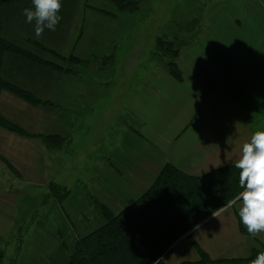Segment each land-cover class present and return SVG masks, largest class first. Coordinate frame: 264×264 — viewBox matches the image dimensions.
<instances>
[{
  "label": "rangeland",
  "instance_id": "obj_1",
  "mask_svg": "<svg viewBox=\"0 0 264 264\" xmlns=\"http://www.w3.org/2000/svg\"><path fill=\"white\" fill-rule=\"evenodd\" d=\"M22 1L0 5L1 36L48 64L7 52L0 68L9 88L27 93L0 92V114L25 132L10 131L17 135L16 149L13 142L5 149L15 159L0 153V170L12 183L3 184L10 185L12 197L1 199L12 204L11 226L17 223L11 230L0 225L9 238L0 244V264H65L74 241L101 224L102 204L118 212L144 192L147 181L139 188L138 177L129 175L136 165L112 160L123 153L129 163V142L137 139L132 128L149 127L155 118L157 102L143 125L131 113L141 88L161 74L182 80L177 59L174 69L168 65L172 50L180 52L205 37L198 44L205 46L201 59L230 68L231 82L241 77L257 90V98L264 97V0H139L124 11L115 0H72L67 5L68 0L55 31L46 28L39 38L33 35L35 21L28 23L23 15ZM222 1L225 5L215 4ZM96 12L104 17L97 18ZM125 29L129 31L121 37ZM159 37L169 43L156 46ZM24 60L41 67L29 70ZM4 206L3 211L10 210ZM234 212L204 219L158 260L250 264L264 244L251 236L240 243Z\"/></svg>",
  "mask_w": 264,
  "mask_h": 264
},
{
  "label": "crops",
  "instance_id": "obj_2",
  "mask_svg": "<svg viewBox=\"0 0 264 264\" xmlns=\"http://www.w3.org/2000/svg\"><path fill=\"white\" fill-rule=\"evenodd\" d=\"M66 2L68 0H61L62 6ZM70 2L67 5L73 3L72 0ZM19 3H23L24 8L34 9L32 0ZM224 3V1L215 2L219 5H225ZM64 11L69 10L66 7ZM96 16L104 17V14L96 12ZM128 31L129 29H125L120 36H125ZM33 35L36 36L35 32ZM207 40V42L211 41ZM201 41L204 42L205 37L181 48L179 52L177 62L182 71V80L177 81L162 74L154 76L147 86L144 85L141 88L140 100L131 106V113L143 125V119L145 116L148 117V112L152 113L150 109L157 102L153 106L155 118L149 127L142 126L143 129L140 130L132 128L137 139L129 142L131 148L128 154L131 161L129 163L124 161L122 153L120 156H115L112 162L123 166L136 165L135 170L128 169L129 175L132 178L138 177L139 188L140 182L147 181L143 191L148 188L161 167L167 162L174 164L187 174L197 176L222 166L235 165L241 155L242 145L250 141L255 131L264 130V97L257 98V90L248 87L247 85H252L248 81L244 82L242 79L241 82V77L237 80L234 78L231 82L230 68L227 70V67L217 66L216 62L211 64L209 61H203L201 56L205 46L198 45ZM23 62L32 71L36 67H41L28 60ZM232 68L238 69L234 67V64L231 65ZM2 128L0 127V153L3 150L7 154L3 152L5 158L15 159L16 156L12 154V151L9 152L5 148L7 144L12 146L11 142L15 145L17 135ZM13 148L16 149V145ZM11 163L14 164L12 161ZM8 180H11L8 173L0 170V225H9L8 229L11 230L14 224L17 225L14 223L11 226L12 204L10 205L8 200L3 202L1 199L4 195L8 198L12 197L10 194L12 183ZM6 182L10 184L9 187L3 185ZM15 186L14 184L13 189ZM16 204L17 199H14L13 205ZM3 206L4 208L10 206V210L3 211ZM238 206L233 208L235 230L241 239L240 243H247L243 239L251 236L255 241L264 244V232L255 236L245 232L247 229L240 221ZM7 233L8 230L6 233L0 232V244L3 239L9 241Z\"/></svg>",
  "mask_w": 264,
  "mask_h": 264
},
{
  "label": "trees",
  "instance_id": "obj_3",
  "mask_svg": "<svg viewBox=\"0 0 264 264\" xmlns=\"http://www.w3.org/2000/svg\"><path fill=\"white\" fill-rule=\"evenodd\" d=\"M14 1L0 0V5ZM115 1L122 11L139 2ZM163 42L169 43L159 37L156 46H161ZM37 47L41 48L38 43ZM172 51L173 60L168 65L174 69L179 50ZM7 52L19 54L39 64H48L31 51L10 43L1 36L0 30V68ZM172 74L180 78L178 72L172 71ZM4 89L27 96V93L17 88H9L0 77V92ZM30 101L38 103L33 99ZM0 127L25 135L23 129L8 123L1 114ZM242 190L239 186V170L235 165L222 166L197 176L187 174L167 162L148 188L123 209L113 212L107 205L99 203L102 204L99 208L101 224L74 241L73 251L65 264H154L157 261L163 264L158 259L175 240ZM200 253L210 261L206 252Z\"/></svg>",
  "mask_w": 264,
  "mask_h": 264
},
{
  "label": "clouds",
  "instance_id": "obj_4",
  "mask_svg": "<svg viewBox=\"0 0 264 264\" xmlns=\"http://www.w3.org/2000/svg\"><path fill=\"white\" fill-rule=\"evenodd\" d=\"M32 4L34 9L25 8L23 15L28 23L35 21L36 37L39 38L46 28L55 31L62 19L59 15L61 0H32ZM235 168L239 170V186L243 190L214 210L212 216L218 218L239 205L241 223L250 235L255 236L264 232V130L255 131L250 141L242 145ZM199 228V224L194 226V230ZM154 264H159V261ZM250 264H264V251L258 253Z\"/></svg>",
  "mask_w": 264,
  "mask_h": 264
}]
</instances>
